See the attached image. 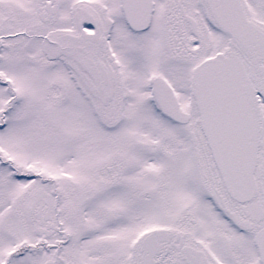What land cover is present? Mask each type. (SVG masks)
Wrapping results in <instances>:
<instances>
[{
    "label": "rangeland",
    "instance_id": "374dc122",
    "mask_svg": "<svg viewBox=\"0 0 264 264\" xmlns=\"http://www.w3.org/2000/svg\"><path fill=\"white\" fill-rule=\"evenodd\" d=\"M153 3L148 27L134 31L117 0H0V264H42L38 252L20 254V222L40 216L31 200L54 178L61 216L134 220L141 230L166 215L155 190L169 188L180 208L195 206L196 188H223L189 96L191 68L221 45L198 27L192 0ZM178 9L195 33L177 27ZM153 76L173 84L187 123L152 106ZM203 214L199 231L214 234Z\"/></svg>",
    "mask_w": 264,
    "mask_h": 264
},
{
    "label": "flooded vegetation",
    "instance_id": "af4514ba",
    "mask_svg": "<svg viewBox=\"0 0 264 264\" xmlns=\"http://www.w3.org/2000/svg\"><path fill=\"white\" fill-rule=\"evenodd\" d=\"M117 1L121 2L125 13L122 0ZM192 1L198 8V27L216 32V42L221 45L200 61L216 53L239 59L258 96L260 129L253 171L254 190L251 188L244 199H237L230 196L224 186H200L196 188L195 206L183 204L180 208L168 199L169 188L165 189V194L155 190L161 203L165 204L161 210L166 215L152 219L149 228L141 230L139 222L134 220L123 221L121 226L118 218L92 216L80 222L61 216L60 179L54 178L53 188L47 191L37 188L35 200H31L40 203L37 210L40 216L26 217L20 222L26 234L20 245V254L23 249L38 252L42 264H61L66 252L69 264H264L259 260L255 243L257 234L264 230V0ZM250 2H254L251 9L247 5ZM182 14L184 12L181 13L180 9L176 10L177 27L183 26L188 32L195 33L197 25L194 20L187 14L182 17ZM88 21L96 32L94 21ZM167 83L181 109L175 87ZM149 94L153 95L152 90ZM152 106L157 109L155 103ZM161 118L182 125L164 115ZM184 159L195 171L196 163L188 155ZM111 167H115V174L120 170L119 164ZM203 213H207L215 224L214 234L199 231ZM18 248L14 249L15 252Z\"/></svg>",
    "mask_w": 264,
    "mask_h": 264
},
{
    "label": "water",
    "instance_id": "95a60500",
    "mask_svg": "<svg viewBox=\"0 0 264 264\" xmlns=\"http://www.w3.org/2000/svg\"><path fill=\"white\" fill-rule=\"evenodd\" d=\"M129 24L144 29L150 17V0H124ZM162 84L156 80V86ZM164 112L181 122L189 116L178 109L170 89L160 85ZM167 94L164 96L163 93ZM192 96L200 129L227 192L237 199L254 190L253 170L259 132V109L255 90L241 63L216 54L193 69ZM168 105V106H167ZM257 237L258 252L264 262V241ZM263 245V246H262Z\"/></svg>",
    "mask_w": 264,
    "mask_h": 264
}]
</instances>
